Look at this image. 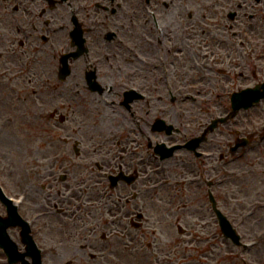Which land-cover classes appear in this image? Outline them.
<instances>
[{
    "label": "flooded vegetation",
    "instance_id": "flooded-vegetation-1",
    "mask_svg": "<svg viewBox=\"0 0 264 264\" xmlns=\"http://www.w3.org/2000/svg\"><path fill=\"white\" fill-rule=\"evenodd\" d=\"M184 15L190 24H182ZM198 36H205L211 56H231V49L239 46L243 70L238 64L232 67L238 68L243 88L264 83L259 78L264 72V0H0V121H16L20 92L40 91L45 105L63 98L67 86L55 83L54 77L65 54L82 53L70 59V75L74 71L76 78H83L75 82L78 86L114 92L115 86L101 84L100 71L109 77L122 72L133 76L132 71L139 73L150 62L176 58L181 41ZM113 67L117 69L112 73ZM91 72L98 86L89 83ZM250 79L254 83L246 84ZM134 101L121 105L131 112ZM261 106L264 110V99L250 109ZM230 110L231 97L226 115ZM255 116L251 123L261 117L259 112ZM45 121L60 126L51 115ZM250 141L236 157L241 160L238 169L231 166L236 159L220 154L217 160L212 153L202 174L195 169L176 171V177L196 185L193 192H187L193 187L183 182H165V173H153L155 169L120 166L97 169V175L89 169H0V187L18 201L17 211L29 222L36 247L23 242L20 225L9 226L8 233L30 264L37 263V252L42 264H175L181 247L166 252L157 240H149L147 224L150 213L160 220L173 217V202L186 195L178 212L186 211L190 202L186 213L193 221L185 225L183 233L189 237L179 239L180 244L199 248L205 243L206 264H264V169H246L244 160L255 150L258 163H264V132ZM215 206L250 248L235 245L223 234ZM7 215L0 198V225ZM176 220L179 225L186 222L183 214ZM153 235L158 239L156 231Z\"/></svg>",
    "mask_w": 264,
    "mask_h": 264
},
{
    "label": "rangeland",
    "instance_id": "rangeland-1",
    "mask_svg": "<svg viewBox=\"0 0 264 264\" xmlns=\"http://www.w3.org/2000/svg\"><path fill=\"white\" fill-rule=\"evenodd\" d=\"M181 22L186 25L190 24L191 20L185 16ZM196 31L200 33L201 29L196 28ZM204 39L205 36L194 37L192 40L183 39L181 41L182 51L177 53L176 58L167 60L165 63L150 62L148 68L139 73L132 71L133 76L130 77L125 76L124 72L120 75L117 74L118 76L109 77L100 71L99 81L101 84L104 87L109 83L115 86V92L111 94H99L83 89V86H78L75 82L82 83L79 80H83V78H76L73 71L68 78L73 80L66 85L77 86L78 90L71 91L69 96L64 99L58 97L57 100H54L53 105L46 106L49 112L57 107L68 115L70 120L63 126L48 125L42 119L46 110L40 91L20 92L19 95L22 96L23 101L18 103L22 104V112L26 116L19 118V121L13 124L5 125L0 121V169H89L95 174L99 168L98 165H102L103 169H113L115 166L127 163L125 166L128 169H148L149 171L151 169H166L167 178H174V180H170L171 182L182 180L187 184L186 188L189 185L193 187L192 191L188 188L187 192H193L196 185L186 183L182 175L176 177V171L188 169L191 172V169H195L202 174L204 169L209 167L205 164L207 159H196L194 153L186 149H179L174 157L160 161L155 156L154 148L160 143L179 144L190 137L200 135L213 119L224 115L230 101V93L242 85L241 77L229 74L238 70V68L232 67L237 64L240 66L239 70H243L241 66L243 55L237 51L239 46H234V49H231L233 51L231 56H228L229 52L221 55L220 61L224 62L225 68L228 70L219 73L216 68L206 66L210 65L209 62L214 61V56H211L209 51L207 52L209 48ZM230 47L232 48V46ZM132 60L135 65H140L135 59L132 58ZM251 62L254 63L256 60ZM81 63L77 61L76 65L80 66ZM232 63L233 65H231ZM155 65L159 67L156 69ZM218 65L223 67L221 63L214 67ZM115 69L117 68L113 67L110 72L113 73ZM164 69L167 70L166 73L163 72ZM253 69H255L254 66ZM261 75L259 78H264V72ZM229 76L232 77L230 80H228ZM69 80L67 81L69 82ZM126 82L133 83L134 88L150 97L134 102L131 112L121 105L124 93L130 86L127 85L126 88H121L118 91L119 86L122 83L127 84ZM193 82L200 85V91L180 93L182 88L187 89L191 86L188 84ZM253 83L254 79L246 82V84ZM156 106L158 109L161 108L160 111L156 109ZM38 107L42 112L38 110ZM106 111H109V114ZM258 112L261 117L254 125H251ZM263 112L261 106L240 113L237 116L238 119L233 122L226 125L220 124L214 132L209 134V138L213 140L209 139V142L204 143L201 150H213L215 158H217L220 152H226L228 142H233L238 134L236 130L243 127L241 121H244L242 123H244L245 129H252L264 119ZM244 115H246L245 118ZM114 117H119L118 121L113 120ZM155 117L173 124L176 131L171 136L164 132H154L152 124L155 122ZM235 121L240 122L235 125ZM53 127H57L61 136H56ZM67 135L70 136L65 142L62 137ZM75 146L79 147L78 155ZM256 155L255 150L247 152L244 159L246 169H264V163H258ZM240 162L241 160L236 159L231 166L238 169ZM182 186L180 187L185 189ZM205 189L204 183L203 195ZM184 192L187 194L186 191ZM165 199L169 200L168 195H165ZM185 199L186 195H179L175 199L173 204L176 205L173 208L174 211L170 213L173 216L171 219L160 221L157 214L150 213V222L147 224L149 240H157L159 245L166 247V252L169 249L176 251L175 246L181 247L179 250L181 258L175 260L178 263L206 264L205 243H202L199 248L194 245L187 248L179 243L180 234L177 232L175 219L183 214L186 219L184 225L193 221L191 217H188L190 213H186L190 210V202H187L188 209L186 211L178 212L180 207L178 203H184ZM261 215L263 214L261 213ZM154 231H157V235L160 234L158 239L154 238ZM15 240L18 241L19 236H16ZM185 247L186 249H184ZM247 255L249 256L248 253ZM4 257L5 255L0 250L1 261L5 260Z\"/></svg>",
    "mask_w": 264,
    "mask_h": 264
},
{
    "label": "water",
    "instance_id": "water-1",
    "mask_svg": "<svg viewBox=\"0 0 264 264\" xmlns=\"http://www.w3.org/2000/svg\"><path fill=\"white\" fill-rule=\"evenodd\" d=\"M234 102H235V110H238L239 108H241L242 106H243V104H247V102H246V98L245 97H243V96H236V98L234 99ZM215 126V125H214ZM213 126V127H214ZM172 127L170 126V129H171ZM194 141V143H196V145H194L192 148H196L198 145H199V143L202 141V139H200V138H196V139H194L193 140ZM192 146V145H191ZM175 150V148H172L170 151H169V153H164V155H163V157L162 158H165V157H167V156H170L172 153H173V151ZM159 151H161V152H165L164 151V149L163 148H161V149H159ZM0 242L3 244L4 243V239H3V236H0ZM4 247H7V249L8 250H13V252H11V253H9V255L11 256V255H13L14 254V252H15V250H16V248L15 247H13V248H10L9 247V245H6V246H4Z\"/></svg>",
    "mask_w": 264,
    "mask_h": 264
},
{
    "label": "bare ground",
    "instance_id": "bare-ground-1",
    "mask_svg": "<svg viewBox=\"0 0 264 264\" xmlns=\"http://www.w3.org/2000/svg\"><path fill=\"white\" fill-rule=\"evenodd\" d=\"M212 65H213V62L211 63ZM218 70H220V71H223L224 69L221 67V66H218V68H217ZM194 83V82H193ZM188 84V85H191L190 87H188L187 89H181V91H180V93L182 94V92L183 91H185L186 93L185 94H187V92L188 91H190V92H193L194 90H201L200 89V85L199 84H197V83H194V84ZM176 94H177V92H175ZM189 94V93H188ZM186 99V98H185ZM108 114H109V111H106ZM118 119H119V117L117 118V117H114L113 118V120H115V121H118Z\"/></svg>",
    "mask_w": 264,
    "mask_h": 264
}]
</instances>
